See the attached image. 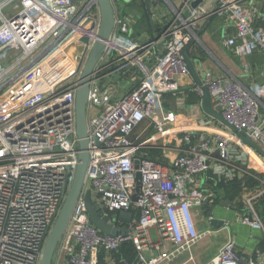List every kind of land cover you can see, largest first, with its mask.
<instances>
[{
	"label": "built area",
	"instance_id": "2783aa9c",
	"mask_svg": "<svg viewBox=\"0 0 264 264\" xmlns=\"http://www.w3.org/2000/svg\"><path fill=\"white\" fill-rule=\"evenodd\" d=\"M111 1L115 27L90 81L85 184L53 264H114L109 256L126 240L138 251L128 264H169L185 252L179 264H189L193 246L223 229L227 238L205 264H264V154L212 115L185 129L187 121L165 105V95L180 90V79L190 74L184 50L200 41L202 24L213 17L234 54L264 53V4L147 0L151 9L164 1L169 23L158 39H141L132 34L126 6L122 11L120 0ZM100 22L97 0H0V264L41 263L79 163L76 93ZM113 69L138 77V84L116 97ZM203 82L214 108L264 151V82L210 72ZM195 90L202 96L200 86ZM151 149H161L169 163L151 158ZM235 181L243 192L231 201L236 221L261 232L252 251L240 249L230 221L215 229L211 223L218 218V188ZM88 189L112 217L138 209L130 223L117 221L125 234L92 224Z\"/></svg>",
	"mask_w": 264,
	"mask_h": 264
},
{
	"label": "water",
	"instance_id": "95a60500",
	"mask_svg": "<svg viewBox=\"0 0 264 264\" xmlns=\"http://www.w3.org/2000/svg\"><path fill=\"white\" fill-rule=\"evenodd\" d=\"M100 7L101 13V22L98 30V36L94 41L87 57L82 67L81 76L78 82V89L76 93V133L78 136L79 144V163L75 172L74 179L72 184L64 198L60 211L52 225L51 231L48 234V237L44 244L43 254L40 264H53L55 254L57 252L58 246L63 239V236L66 232V229L70 223L75 205L78 198L82 192L83 186L85 184L86 172L89 163V139H88V113H87V103L89 98L90 91V81L91 75L95 69L96 64L100 60L102 54L107 48V41L110 39L112 32L116 23L115 15V6L111 0H97ZM144 5V13L149 20L150 28H156V22L152 17V9L149 1L141 0ZM200 0L193 2V6H196ZM119 4L123 7L122 11L125 10L127 2L125 0H120ZM187 14V13H185ZM168 25H165L163 28H166ZM161 29V28H160ZM199 35V34H198ZM83 42H88L86 37L82 38ZM187 50V49H186ZM186 50H184L185 59L189 70L193 77L196 80L198 86L201 87L202 94V108L205 113L216 117L223 124L228 125L234 131L238 132L239 136L247 143L251 144L257 148L261 153L264 154V151L261 147L253 142L243 131H239L235 126L227 122L223 117L222 113L216 110L213 106L212 96L208 87L203 82L200 74L198 73L197 68L195 67L194 61L188 56ZM138 161L136 162V167L138 168ZM137 186L136 191H139L141 182V174L138 171L136 173ZM86 208L89 213L90 220L92 224L105 234L117 235L125 234L126 229L118 230L116 223L118 220H121L125 223H130L133 220L132 211H120L118 217H112L109 213L101 209L97 202L93 199L91 189H88L84 196ZM133 199L137 200V194L133 195ZM221 204L225 207L233 208L231 204V199H224ZM212 225L215 228H219L224 224V220L220 218H215L212 220ZM204 224L200 225V228L203 229Z\"/></svg>",
	"mask_w": 264,
	"mask_h": 264
},
{
	"label": "crops",
	"instance_id": "0c3cea01",
	"mask_svg": "<svg viewBox=\"0 0 264 264\" xmlns=\"http://www.w3.org/2000/svg\"><path fill=\"white\" fill-rule=\"evenodd\" d=\"M257 1L260 4H264V0ZM128 5L129 4H126V6ZM152 9L155 12L154 20L156 22V28L154 29L150 28L149 20H147V17L145 26L143 27L140 24L141 15L143 14V16H146L143 12V3L140 5V9H138L139 11H136V13H132L130 9L127 10V13L130 14L134 21L132 26V34L134 36L141 39H147L151 37L158 39L160 37L162 27L168 25L169 23L168 11H166V9H162V5L154 7ZM211 24L213 25L210 26ZM213 26L215 28H213ZM198 34L200 37V41H193L192 43H190L187 47L186 52L188 56L194 61L195 67L197 68L202 80H204L205 73L210 72L215 77L235 78L243 83H250L252 81L264 82V53L256 52L245 57L234 54L223 43L224 34H222V27L219 18L215 16L208 22L202 24V28L198 32ZM163 46L164 41L159 40L158 48L161 51H163ZM121 73V71L113 69V88L116 97H119L124 93L130 91L139 82L138 77L131 79L130 77H125ZM196 85V80L190 72L189 75L183 76L180 79V90L174 93H167L165 95L166 107L168 109L174 110L178 114L179 121H187L185 123V129H187L190 125H193L195 121H201L202 119L211 117V115L205 113L202 108V96L195 90ZM216 121L220 120L216 119ZM222 189L225 190L224 188H218V194H220ZM248 191L249 190L245 192ZM231 193L234 195L233 198L226 196L219 201L218 208L220 207L222 209V212L219 216L217 215V217L220 219H225L223 218V216L229 215V212L236 211L234 209V205H232L233 208H228L223 206L221 202L226 198H229L231 199V201H233L235 198H237L238 194L243 192L239 190V192L237 193ZM133 215L135 217L139 215L138 209H135ZM228 221H230L231 223V220ZM230 233L233 234L231 229ZM227 236L228 232L223 238L220 247ZM239 247L243 251H249L247 250V248L245 249L240 243ZM109 257H112V255Z\"/></svg>",
	"mask_w": 264,
	"mask_h": 264
},
{
	"label": "rangeland",
	"instance_id": "374dc122",
	"mask_svg": "<svg viewBox=\"0 0 264 264\" xmlns=\"http://www.w3.org/2000/svg\"><path fill=\"white\" fill-rule=\"evenodd\" d=\"M125 1L127 2V4H129L128 6H126L127 8L126 10L130 9L132 13H136V11H139L138 9H140V5L142 4L141 0H125ZM162 8L166 9V11L169 12V8L164 3V1H162ZM140 24L143 27L146 24V16H143V14L141 15V18H140ZM212 25L213 24H211L210 26ZM213 28L215 27L213 26ZM227 193H228L227 191L222 189L219 194L218 200L220 201V199L226 197ZM218 206H219V203L217 204L215 215L219 216L220 213L222 212L221 211L222 209L220 207L218 208ZM229 213H230L229 215L223 216V218L227 220H231L230 229L235 235L238 245L240 243L245 249L247 248V250L252 251L259 241L257 238L261 237V232L257 229H254L253 227L249 225H245L240 222H237L236 221V211L229 212ZM198 218L200 220V217ZM213 229H215V227H213ZM226 231H228V229H225V230L223 229L220 232L208 234L207 236L203 237L200 241H198L192 248V253L195 256V262H190L189 264L207 263L215 254L218 253L220 244L223 238L225 237V235L227 234ZM151 237L154 240L156 239L157 236L155 233V229H151ZM146 254L149 255L148 252H146ZM188 255L189 253L185 252L179 258L174 259V261H172L169 264H179L180 261L185 260L188 257Z\"/></svg>",
	"mask_w": 264,
	"mask_h": 264
},
{
	"label": "trees",
	"instance_id": "16d2710c",
	"mask_svg": "<svg viewBox=\"0 0 264 264\" xmlns=\"http://www.w3.org/2000/svg\"><path fill=\"white\" fill-rule=\"evenodd\" d=\"M150 155L151 158L157 159L158 161L164 164H168L170 161L169 157L163 156V151L161 149H151ZM220 187L224 188L228 192L226 196L230 198L234 197V195L231 192L237 193L239 192V190H241V186L238 181L232 182L227 186H224L222 184L220 185ZM133 212H135V209L133 210ZM259 245L263 246V243H259ZM111 255L115 260L114 264H125V262L128 264V263H133L137 260L138 251L132 241L126 240L121 243L117 251L111 252ZM103 257H104V253L101 254V262H103Z\"/></svg>",
	"mask_w": 264,
	"mask_h": 264
}]
</instances>
